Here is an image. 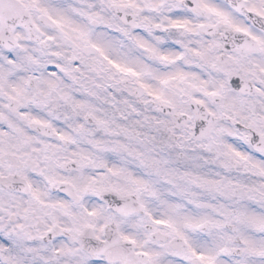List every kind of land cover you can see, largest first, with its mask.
<instances>
[{
  "label": "snow or ice",
  "instance_id": "obj_1",
  "mask_svg": "<svg viewBox=\"0 0 264 264\" xmlns=\"http://www.w3.org/2000/svg\"><path fill=\"white\" fill-rule=\"evenodd\" d=\"M0 264H264V0H0Z\"/></svg>",
  "mask_w": 264,
  "mask_h": 264
}]
</instances>
